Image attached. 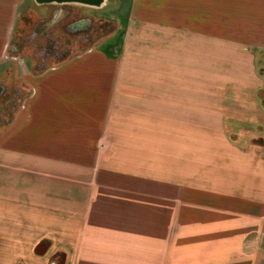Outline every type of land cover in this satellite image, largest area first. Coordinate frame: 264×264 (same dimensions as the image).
<instances>
[{"label": "rangeland", "instance_id": "obj_1", "mask_svg": "<svg viewBox=\"0 0 264 264\" xmlns=\"http://www.w3.org/2000/svg\"><path fill=\"white\" fill-rule=\"evenodd\" d=\"M1 5L2 158L13 147L39 156L59 144L97 161L168 174L169 151L182 138L175 132L185 126V114L196 110L197 103L186 110L188 95L196 101L206 83L210 102L222 96L218 90L224 88L215 87L231 85L234 47L256 53L264 79V0ZM259 96L264 105V88ZM148 185L150 180L146 194ZM5 233L0 228V243ZM10 250L0 247V264H25L6 261ZM54 258L48 264L62 263V256Z\"/></svg>", "mask_w": 264, "mask_h": 264}, {"label": "crops", "instance_id": "obj_2", "mask_svg": "<svg viewBox=\"0 0 264 264\" xmlns=\"http://www.w3.org/2000/svg\"><path fill=\"white\" fill-rule=\"evenodd\" d=\"M1 13L0 0V56ZM233 57L231 85L215 87L224 88L221 97L210 102L206 83L196 101L188 95L186 110L197 103L196 110L175 132L182 138L169 151L168 174L97 161L59 144L50 154L13 147L9 158L0 157L6 261L264 264V141H257L264 136V79L252 50L236 46Z\"/></svg>", "mask_w": 264, "mask_h": 264}, {"label": "water", "instance_id": "obj_3", "mask_svg": "<svg viewBox=\"0 0 264 264\" xmlns=\"http://www.w3.org/2000/svg\"><path fill=\"white\" fill-rule=\"evenodd\" d=\"M37 1L39 2L40 0H37ZM49 1L80 2V3L97 6V5H100L104 0H41V3H47Z\"/></svg>", "mask_w": 264, "mask_h": 264}, {"label": "trees", "instance_id": "obj_4", "mask_svg": "<svg viewBox=\"0 0 264 264\" xmlns=\"http://www.w3.org/2000/svg\"><path fill=\"white\" fill-rule=\"evenodd\" d=\"M40 3H41V0L39 1ZM43 2V1H42ZM49 2H51V1H49ZM58 2H63V1H58Z\"/></svg>", "mask_w": 264, "mask_h": 264}]
</instances>
